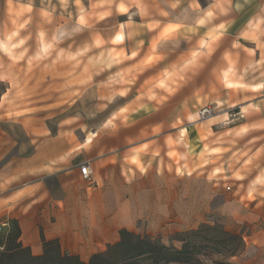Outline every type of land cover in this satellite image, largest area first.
I'll return each mask as SVG.
<instances>
[{
	"label": "clouds",
	"instance_id": "9594fccd",
	"mask_svg": "<svg viewBox=\"0 0 264 264\" xmlns=\"http://www.w3.org/2000/svg\"><path fill=\"white\" fill-rule=\"evenodd\" d=\"M249 7L251 18L264 8V0H169L167 9L158 0H0V67L14 72L11 79L0 76V84L6 85L0 93V123L24 128L33 119L29 114L36 109L27 107V81L39 67L37 56L47 65H63L75 53L72 70L80 68L84 76L78 83L132 62L109 77L115 87L105 82L88 95L70 92L62 101L69 105L60 110L63 115L46 117L48 129L14 145L20 159L5 162L0 155V235L11 231L5 216H38L50 239L72 235L102 241L127 232L174 249L184 256L182 264H264V144L256 152L249 147L252 140L236 148L238 138L264 129V121L213 133L212 124L230 122L225 113L201 126V147L187 142L178 146L171 137L156 134L159 124L136 129L135 120L125 118L163 110L192 87L215 94L216 106L228 109L237 90L264 93V28L258 38H245L251 47L241 43L240 32L231 31L236 17ZM174 9L186 10L191 19L174 20ZM148 10L152 15L144 19ZM125 13L121 24L119 16ZM134 16L142 22L134 24ZM110 19L116 22L106 24ZM130 26L134 31H128ZM122 31L126 37L119 35ZM117 35L123 47L119 58L110 60ZM225 37L231 39L222 45ZM165 39L170 40L167 47H150V58L138 59L146 40L152 45ZM42 42L49 45L46 53ZM241 53L245 62L233 77L237 83H225L223 72L237 67ZM146 71L153 74L134 87ZM261 109L264 100L260 108L249 105L233 119ZM256 139L264 142V134ZM84 154L93 162L87 174L79 166ZM157 178L164 180L158 187L152 185ZM186 180H196L211 195L190 198L180 211L175 187ZM147 190L153 193L149 206L133 210L137 192ZM252 249L259 259L245 258ZM91 254L80 253L83 264H89Z\"/></svg>",
	"mask_w": 264,
	"mask_h": 264
},
{
	"label": "crops",
	"instance_id": "0c3cea01",
	"mask_svg": "<svg viewBox=\"0 0 264 264\" xmlns=\"http://www.w3.org/2000/svg\"><path fill=\"white\" fill-rule=\"evenodd\" d=\"M161 7L167 9V5L169 0H158ZM131 11V10H130ZM143 11V10H142ZM253 9L252 7H249L248 11L237 16L236 17V24L231 29L233 33L240 32L241 33V43L245 44V47H251L252 45L248 43L245 38L251 37L253 39H256L259 37L261 28H264V8L258 10L255 12V14L249 18V14L252 13ZM127 13L121 14L119 16V23H124L127 19ZM152 15L151 10H148L145 13L144 19H147ZM232 13L229 11V16H231ZM171 17L174 20L177 21H189L191 19V14L188 13L186 10L183 9H174L171 11ZM247 19V23H245V20ZM132 20L134 24H139L142 22L141 16H134L132 17ZM258 21L260 23H258ZM115 20H108L105 23L106 24H112L115 23ZM128 31H134V28L132 26L129 27ZM167 28L161 29V34L166 32ZM122 35H125L126 32L122 31ZM231 39V37H225L222 40V45H227L228 40ZM211 40L213 42H216L217 38L216 36H212ZM170 43V40H162L160 44H152L149 45V42L146 40L144 45L141 46L140 54L138 59H147L149 57V48H155L159 49L161 47H167ZM128 44V40L125 39V45ZM113 48L120 49L123 47L119 43V40H116L114 38L113 41ZM125 52H127V48L125 47ZM259 57V53H257V59ZM229 63H231L230 58H226ZM193 60L195 61L196 58L194 57ZM245 62V54L241 53L240 60L237 61V67H229L228 70L223 72V79L225 83H237L233 79L235 75H237L240 71V65L244 64ZM131 61H124L120 65L110 67L106 70V73L108 74V79L110 76L114 74L115 71H117L120 68H123L127 65H130ZM153 73L146 71L145 73H142L140 78L137 80V85L134 87L139 86V84L143 83L145 79H147L149 76H151ZM253 75H258V70L253 71ZM169 78H175V73H170ZM244 83H247V78L243 81ZM161 83H165L164 81H161ZM113 87H115V83L113 84ZM215 94H209L208 90H199L196 87H192L190 89L181 91L178 95H176L169 103L168 105L160 111H154L151 115H146L141 113L133 112L131 114V117H125L126 119L131 118L135 120V124L133 125L136 129H143L144 127L150 125L152 129L157 128V125H160V130L156 133L157 135L163 136L166 139V135L163 134L164 128H177L180 127L181 122H184L187 125V128L189 129V134L191 135L188 139L190 144L194 143L196 145H200L203 147L202 141H200L199 137L202 132V125L210 121L216 117H219L221 115H224L225 113L229 116V121L227 123H221L218 122L216 124L211 125V131L213 133H220L223 131H230L232 129H240L246 125L249 124H259L260 122L264 121V109H261L259 112L253 111L246 114L244 117H242L239 120H234L233 116L238 115L242 108L248 107L249 105L253 106L254 108H260L261 101L264 100V94L260 91L252 92L250 90H237L235 92V95L233 98L229 101L233 105L231 109L225 108L223 106L217 107L216 106V100L214 99ZM225 97L221 93V100H223ZM239 99L240 103L236 104L235 101ZM142 104L141 102H138ZM197 104L198 107H202L205 105H210L216 109V112L203 119H199L197 115ZM171 125H175V127H172ZM14 126H10L8 123H0V155L5 156V162H8L10 160H18L20 157L16 155V148L14 145L23 142L21 141L20 137V128L17 127L16 131L17 133H14L13 131ZM24 133V140H27L29 137L35 138L36 134L48 129V126L45 124H38L37 121L33 118L30 121L26 122V125L24 128H21ZM86 131V130H85ZM261 134H264V129H256L252 132H249L243 136V139L238 138L236 148L240 149L243 148L244 145L248 143L249 140L253 141V144L249 145L252 152H256L264 142L256 139V137L260 136ZM90 139V137H89ZM148 137H145V143L147 142ZM160 141H157L159 143ZM179 143V142H178ZM177 145H181L179 143ZM183 145V144H182ZM26 159H30L27 158ZM87 161L89 163L90 170L92 168V160L91 158L84 154L81 156L79 160V164ZM164 183V180L162 178H157L153 180L152 185L158 187ZM152 191H139L136 194L135 197V205L134 209H144L149 206L152 199ZM211 195V193L208 191V189L202 185H200L196 180H186L184 183H177L175 187V203L178 210L183 211L186 208L187 201L192 197H198L201 199H206ZM4 219H7L8 222L14 221L17 223L20 235L18 237V241L21 243L23 247L29 248L32 255H41L39 254L41 250H43V242L49 241V240H57L59 243L60 250L62 252H66L71 255H77L80 259V253H87L91 252L93 255L97 252L104 251L108 245L113 244L117 242L120 239V235L117 236L116 234H110L106 235L102 241H94L87 236L82 238H77L72 235L65 236L63 238H55L50 239V233L46 226L42 225L40 222V219L38 216H31V217H24L19 214H14L11 216H5ZM100 245L98 247L97 245ZM102 248V250H101ZM256 251L255 249L249 250L246 255L249 254V252ZM43 253V251H42ZM264 255V254H260ZM259 256V255H258ZM257 256V259L260 257ZM91 257V256H90ZM81 260V259H80ZM82 261V260H81ZM253 264H256V261H253Z\"/></svg>",
	"mask_w": 264,
	"mask_h": 264
},
{
	"label": "rangeland",
	"instance_id": "374dc122",
	"mask_svg": "<svg viewBox=\"0 0 264 264\" xmlns=\"http://www.w3.org/2000/svg\"><path fill=\"white\" fill-rule=\"evenodd\" d=\"M21 4H26L27 0H20ZM55 15V14H54ZM119 35H122L120 33ZM116 40H119L118 35L115 37ZM29 43H32L31 41ZM48 44L46 42L41 43V50L46 53ZM11 51V50H10ZM111 55L109 56V59H118L120 55V49H115L112 47L111 49ZM0 54H3V49H0ZM75 53H69V64H63V65H47V61L41 60L39 56H37V63L39 64V67L32 70L30 73V79L27 81V87L30 92V95L28 96V103L27 107L36 109L34 113H30L38 124H45L49 127V120L46 119V117L54 116L55 114L63 115V113L60 112L62 108H68L69 105L67 103H63L62 101H67L69 99V93L72 91H79L84 90L85 95H88L89 93L93 92L94 90L98 89V85L107 82V87L111 88L113 87V84L115 83L114 80L108 79V74L106 73V68L103 72H100L97 75H94L90 82L88 83H78L77 81H81L84 79V76L82 75V70L80 68H77L75 71L72 70L71 67V60L74 57ZM21 63H23L21 61ZM47 65V66H46ZM115 66V65H114ZM113 67L112 72L115 70ZM110 68V67H109ZM0 76H6L9 79H11L14 76V72L11 68H5L0 67ZM6 90V85L0 84V93L4 92ZM73 99H75L73 97ZM84 97H81V100H83ZM81 100H77L76 104H80ZM199 104H197V115L198 118L201 120L203 118H206L208 116L213 115L216 112V109L210 105L213 108V112L211 115L201 117L199 115V110L204 107H198ZM76 105L73 104L72 107H75ZM187 125L184 122H181L180 127L177 128H164L162 131L163 134L166 135V139L168 137H171L176 143L185 144L189 141V137L191 136L189 134V129L187 128ZM17 127H13L14 133H17L16 131ZM156 129V128H154ZM87 130V129H85ZM20 137L21 141L24 140V133L23 130L20 128ZM189 138V139H188ZM178 143V144H179ZM83 163H88L87 161H84L79 164V166ZM89 164V163H88ZM11 224V231L14 228L15 222L10 221ZM55 245H53L52 252L54 251ZM253 256H258L257 251H253L252 253L249 252L248 255H246L245 258H251ZM259 257V256H258ZM119 264H162V263H154L150 258L147 259H138L134 262H121Z\"/></svg>",
	"mask_w": 264,
	"mask_h": 264
},
{
	"label": "trees",
	"instance_id": "16d2710c",
	"mask_svg": "<svg viewBox=\"0 0 264 264\" xmlns=\"http://www.w3.org/2000/svg\"><path fill=\"white\" fill-rule=\"evenodd\" d=\"M20 230L15 222L14 228L7 235H0V264H83L77 255L62 252L57 240L43 242V253L32 255L29 248L18 241ZM53 245L54 251L52 252ZM150 258L154 263L182 264L184 256L174 249L152 242L147 237L120 234V239L107 246L102 252L91 255L89 264H119Z\"/></svg>",
	"mask_w": 264,
	"mask_h": 264
},
{
	"label": "built area",
	"instance_id": "2783aa9c",
	"mask_svg": "<svg viewBox=\"0 0 264 264\" xmlns=\"http://www.w3.org/2000/svg\"><path fill=\"white\" fill-rule=\"evenodd\" d=\"M264 94V93H263ZM213 112V108L210 107V106H204L202 107L200 110H199V115L201 117H205V116H208V115H211ZM80 168L83 170V172L85 174H87L89 171H90V167H89V164L88 163H83L80 165Z\"/></svg>",
	"mask_w": 264,
	"mask_h": 264
},
{
	"label": "bare ground",
	"instance_id": "6f19581e",
	"mask_svg": "<svg viewBox=\"0 0 264 264\" xmlns=\"http://www.w3.org/2000/svg\"><path fill=\"white\" fill-rule=\"evenodd\" d=\"M118 38H119V35H118Z\"/></svg>",
	"mask_w": 264,
	"mask_h": 264
}]
</instances>
